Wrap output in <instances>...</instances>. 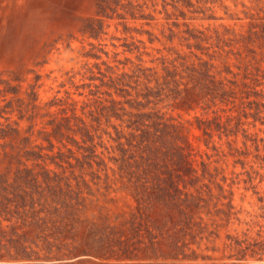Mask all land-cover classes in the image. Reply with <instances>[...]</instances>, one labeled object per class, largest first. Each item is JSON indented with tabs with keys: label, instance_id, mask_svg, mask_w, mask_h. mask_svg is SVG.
I'll use <instances>...</instances> for the list:
<instances>
[{
	"label": "rangeland",
	"instance_id": "rangeland-1",
	"mask_svg": "<svg viewBox=\"0 0 264 264\" xmlns=\"http://www.w3.org/2000/svg\"><path fill=\"white\" fill-rule=\"evenodd\" d=\"M0 264H264V0H0Z\"/></svg>",
	"mask_w": 264,
	"mask_h": 264
}]
</instances>
